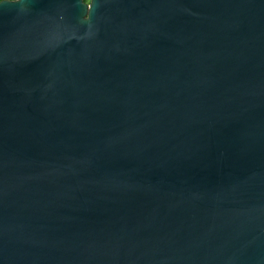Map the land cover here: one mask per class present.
Wrapping results in <instances>:
<instances>
[{"label": "water", "instance_id": "95a60500", "mask_svg": "<svg viewBox=\"0 0 264 264\" xmlns=\"http://www.w3.org/2000/svg\"><path fill=\"white\" fill-rule=\"evenodd\" d=\"M0 264H264V0H0Z\"/></svg>", "mask_w": 264, "mask_h": 264}, {"label": "trees", "instance_id": "16d2710c", "mask_svg": "<svg viewBox=\"0 0 264 264\" xmlns=\"http://www.w3.org/2000/svg\"><path fill=\"white\" fill-rule=\"evenodd\" d=\"M83 1H85V2H86L87 0H83Z\"/></svg>", "mask_w": 264, "mask_h": 264}]
</instances>
